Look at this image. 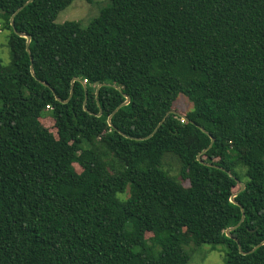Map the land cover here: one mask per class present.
Masks as SVG:
<instances>
[{
    "label": "trees",
    "instance_id": "1",
    "mask_svg": "<svg viewBox=\"0 0 264 264\" xmlns=\"http://www.w3.org/2000/svg\"><path fill=\"white\" fill-rule=\"evenodd\" d=\"M25 1L0 0V264H187L203 243L264 264V0H108L86 25L32 0L29 54Z\"/></svg>",
    "mask_w": 264,
    "mask_h": 264
},
{
    "label": "rangeland",
    "instance_id": "2",
    "mask_svg": "<svg viewBox=\"0 0 264 264\" xmlns=\"http://www.w3.org/2000/svg\"><path fill=\"white\" fill-rule=\"evenodd\" d=\"M108 0H73L68 6L60 10L55 18V23H62L66 20H78L83 25L98 14L100 8L105 6ZM10 30L1 28L0 26V60L3 64H7L10 57L8 37ZM173 106L178 109L176 112L183 114L191 111L193 106L191 102L182 94H179ZM43 124L50 130L53 128V121L49 117L42 120ZM165 162L172 169V173H176L177 163L170 157H165ZM187 185V181H183ZM225 246L223 244L203 243L195 247L190 254L187 264H224Z\"/></svg>",
    "mask_w": 264,
    "mask_h": 264
},
{
    "label": "water",
    "instance_id": "3",
    "mask_svg": "<svg viewBox=\"0 0 264 264\" xmlns=\"http://www.w3.org/2000/svg\"><path fill=\"white\" fill-rule=\"evenodd\" d=\"M31 1H32V0H26V1H25L20 7H18V8L15 10V12L10 16V25H11V27L13 28V31H14L16 34H18L19 36L24 37V38L26 39V42H25V49H26V51L28 52V54H29L30 35L27 34V33H24V32H18V31H16V29H15V27H14V22H13V16H14V14H15L16 12H18L20 9H22L25 5H27V4L30 3ZM30 72H31V74H32L33 76H35V74H34V72H33L32 63L30 64ZM74 80H77V78H73L72 81H71V85H70V94H71L72 89H73V81H74ZM39 82H41V83L44 84L45 86H48V83H47V82H44V81H41V80H39ZM82 83H84V81H82ZM101 85H109V84H107V83H102V84L97 85L96 90H95V94H97V91H98V89H99V87H100ZM113 86H114V88H116V89L118 88L116 85H113ZM83 87H84V90H85V97H84V101H83V108L86 110L85 103H86V99H87V93H86V86L83 85ZM124 97H125V100H124L122 103H120V104L114 109L113 113H114V112H115V111H116L121 105H125V104H127V103L129 102V96L126 95V94H124ZM55 98H56V99H59L56 95H55ZM113 113H112V114H113ZM168 113H176V114H178L183 120H187V117H186L185 115L180 114V113H177L175 110H169V111L167 112V114H168ZM99 114H100V112H99L97 115H99ZM110 119H111V114L107 117V122H108L109 125H111V121H110ZM161 122H162V120L159 121L157 127L161 124ZM157 127H156V128H157ZM156 128H155V129H156ZM199 128H200L202 131H204L206 134H208V135L210 136V143H209V145H208V147H207V148H209V147L211 146V144L213 143V141H214V137H213L212 135H210L207 131H205L203 127H200V126H199ZM153 132H154V131H153ZM207 148H206V149H207ZM197 159H198L201 163H204V161H203L199 156H197ZM206 164H208V163H206ZM229 174L233 176V174H231V173H229ZM236 180H237V183H238V185H239V189H238L235 193H233V194L230 196V201L233 202V203H235V204H239V203L234 199V197H235V195H236L238 192L242 191V190L245 188V184H244V182L239 181L238 179H236ZM239 206H240V208L242 209L241 204H239ZM243 218H244V212L242 211V216H241L239 222H238L236 225H234V226H230V227L226 228V229H225V234H226L227 236H229V237H232V236L230 235L229 232H230L232 229H234L236 226H238V225L243 221ZM233 239L236 240V238H233ZM261 244H264V240L260 241V242H259L256 246H254L250 251L254 250L257 246H259V245H261ZM238 248H239L240 253H246L245 251H242V250H241V247H240V244H239V243H238Z\"/></svg>",
    "mask_w": 264,
    "mask_h": 264
},
{
    "label": "built area",
    "instance_id": "4",
    "mask_svg": "<svg viewBox=\"0 0 264 264\" xmlns=\"http://www.w3.org/2000/svg\"><path fill=\"white\" fill-rule=\"evenodd\" d=\"M84 82H85V81H84ZM47 106H48V105H47ZM47 106H46V107H47Z\"/></svg>",
    "mask_w": 264,
    "mask_h": 264
}]
</instances>
